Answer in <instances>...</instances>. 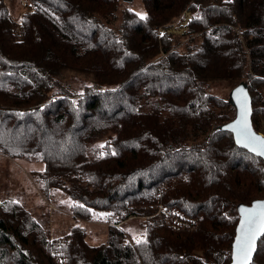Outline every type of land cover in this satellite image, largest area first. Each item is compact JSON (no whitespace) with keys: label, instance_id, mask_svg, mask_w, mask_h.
I'll use <instances>...</instances> for the list:
<instances>
[{"label":"trees","instance_id":"1","mask_svg":"<svg viewBox=\"0 0 264 264\" xmlns=\"http://www.w3.org/2000/svg\"><path fill=\"white\" fill-rule=\"evenodd\" d=\"M8 1L0 155L41 163L32 181L55 210L6 192L0 264H229L236 206L264 199V162L219 129L234 108L217 89L245 83L264 133V0H28L19 15ZM85 222L104 239L90 243ZM250 264H264V233Z\"/></svg>","mask_w":264,"mask_h":264},{"label":"rangeland","instance_id":"2","mask_svg":"<svg viewBox=\"0 0 264 264\" xmlns=\"http://www.w3.org/2000/svg\"><path fill=\"white\" fill-rule=\"evenodd\" d=\"M21 10L24 11L22 8ZM183 14L171 23L169 27L171 31L169 34L181 35L185 30L184 28L180 31L182 28L181 21ZM228 92V88L225 85H219L217 93L224 96ZM41 168L42 164L38 162L9 159L0 155V199H2L7 192L12 198L23 204L25 203L24 205L35 212L36 215L47 213V210H55L53 205H48L47 200L38 192L36 185L32 181V173ZM71 222L72 220L66 212L56 211L49 214V224L52 230L57 229L59 231H64ZM142 223V219H133L122 224V228H124L128 234L133 235L140 230ZM84 225L90 232V243L95 244L104 239L105 228L102 224L97 222H85Z\"/></svg>","mask_w":264,"mask_h":264},{"label":"snow or ice","instance_id":"3","mask_svg":"<svg viewBox=\"0 0 264 264\" xmlns=\"http://www.w3.org/2000/svg\"><path fill=\"white\" fill-rule=\"evenodd\" d=\"M143 18V17H142ZM241 91V90H238ZM247 98L241 102V118L234 125L238 142L251 151L264 156V139L255 136L248 126ZM101 147H104L101 145ZM83 207V205H80ZM89 211H91L89 209ZM244 219L240 227V236L236 243L237 264H248L252 246L258 233H264V203H257L253 209H243ZM141 241H137L140 243Z\"/></svg>","mask_w":264,"mask_h":264},{"label":"water","instance_id":"4","mask_svg":"<svg viewBox=\"0 0 264 264\" xmlns=\"http://www.w3.org/2000/svg\"><path fill=\"white\" fill-rule=\"evenodd\" d=\"M123 1H131V0H123ZM241 90V91H238ZM246 97L247 98V108H248V116H247V121H248V126L251 129V132L257 136L260 137L262 139H264V136H261L258 132H256L252 125H251V100L247 91V87L245 85V83H239L237 86H235L234 88H232L229 91L228 94V101L230 102V104L233 106L234 108V117L227 123L221 125L219 127L220 130L223 131H227L229 133H231L232 138L234 140V143L236 146H238L239 148H242L244 150H246L247 152H249L250 154L259 157L263 162H264V156L259 155L253 151H251L248 147H245L242 143L238 142V134L237 131L234 128V125L236 124V122L241 118V102L243 100V98ZM257 203H264V199H256L253 200L250 204H238L236 206V211H237V215H238V220L235 226V230H234V237L231 243V251H230V262L229 264H237V256H236V243H237V239L240 236V227H241V223L244 219V213H243V209H253ZM263 235V233H258L256 240L253 243L252 246V251L250 254V257L248 259V264H250L254 253L256 251V247H257V242L258 240L261 238V236Z\"/></svg>","mask_w":264,"mask_h":264},{"label":"built area","instance_id":"5","mask_svg":"<svg viewBox=\"0 0 264 264\" xmlns=\"http://www.w3.org/2000/svg\"><path fill=\"white\" fill-rule=\"evenodd\" d=\"M19 2V5L20 7L24 10V11H32L33 9L29 6V3H28V0H18ZM189 20V14L187 12H184L183 14V17H182V21H181V24H182V28L180 29V31H182L186 25H187V22ZM171 31V29L168 27L166 29V32L169 33ZM263 126H264V118H263ZM261 136H264V133L263 132H258ZM158 212L159 213H162L163 216L165 218H167V221L169 222V225L178 230V229H183L185 227H187L189 224V222L187 220H183L181 219L180 217H177V216H174V215H171V214H168L164 209L162 208H159L158 209Z\"/></svg>","mask_w":264,"mask_h":264},{"label":"crops","instance_id":"6","mask_svg":"<svg viewBox=\"0 0 264 264\" xmlns=\"http://www.w3.org/2000/svg\"><path fill=\"white\" fill-rule=\"evenodd\" d=\"M8 3H11V10L14 12L15 15H19L21 12H23L21 11L18 0H9Z\"/></svg>","mask_w":264,"mask_h":264}]
</instances>
